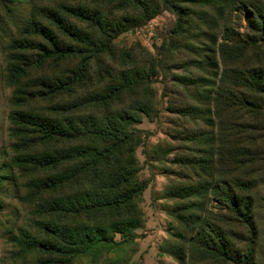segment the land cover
Here are the masks:
<instances>
[{"label":"trees","instance_id":"16d2710c","mask_svg":"<svg viewBox=\"0 0 264 264\" xmlns=\"http://www.w3.org/2000/svg\"><path fill=\"white\" fill-rule=\"evenodd\" d=\"M69 1L58 8H32L22 37L5 45L4 70L15 87L10 119L18 140L12 147L19 148L10 167L29 176L27 199L38 231H21L16 243L23 252L36 254L41 264H72L78 256L110 248L116 234L125 239L142 224L137 199L147 184L138 177L135 155L142 131L131 125L155 112L150 79L158 60L137 45L118 48L115 36L166 9L179 15L180 34L196 16L209 27L225 26L231 13L245 9L253 39L264 42V0ZM184 1L200 8L199 13L184 14ZM45 68L50 72L39 75ZM29 74L34 81L30 90L20 84ZM223 80L229 93H242L248 112L259 106L254 99L264 96V68L235 64ZM31 101L47 106L34 109L28 106ZM4 178L0 175V185ZM246 183L237 177L211 178L179 188L191 195L210 192L231 214L229 220L243 229L214 226L191 214L197 227L194 251L209 264H256L260 232L252 198L245 192L253 185L245 188ZM238 242L247 244L244 253Z\"/></svg>","mask_w":264,"mask_h":264},{"label":"rangeland","instance_id":"374dc122","mask_svg":"<svg viewBox=\"0 0 264 264\" xmlns=\"http://www.w3.org/2000/svg\"><path fill=\"white\" fill-rule=\"evenodd\" d=\"M65 3L72 4L69 0H0V175L5 177L0 185V264H41L36 254L23 252L16 243L21 231H38L27 199L29 176L10 167L19 148L12 147L18 140L10 119L15 87L4 70L5 45L22 37V24L32 8H58ZM180 6L184 14L200 10L185 1ZM245 14V9H237L225 26L216 27L196 16L191 28L180 34L179 15L166 9L112 39L118 48L137 45L158 60L157 73L150 79L155 112L131 125L142 131L135 149L138 177L147 184L137 199L142 224L125 239L116 234L110 248L78 256L72 264H209L194 251L197 227L189 220L191 214L214 226L243 229L229 220L231 214L210 192L191 195L179 188L234 177L249 181L245 188L253 185L245 192L252 198L260 232L256 264H264V96H257L259 106L248 112L241 104L242 93H229L223 80L235 64L241 69L264 68V42L253 39L255 32ZM49 72L45 68L38 74ZM197 78H202L201 83L192 84ZM32 79L29 74L20 84L30 90ZM28 106L43 109L47 104L31 101ZM237 246L241 253L246 251L247 244Z\"/></svg>","mask_w":264,"mask_h":264}]
</instances>
